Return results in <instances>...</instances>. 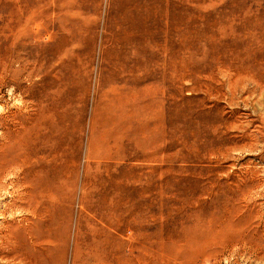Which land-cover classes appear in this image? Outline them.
I'll return each mask as SVG.
<instances>
[{"label": "rangeland", "instance_id": "rangeland-1", "mask_svg": "<svg viewBox=\"0 0 264 264\" xmlns=\"http://www.w3.org/2000/svg\"><path fill=\"white\" fill-rule=\"evenodd\" d=\"M7 47L59 72V192L0 176L5 254L28 225L44 264H264V0H0Z\"/></svg>", "mask_w": 264, "mask_h": 264}, {"label": "bare ground", "instance_id": "bare-ground-1", "mask_svg": "<svg viewBox=\"0 0 264 264\" xmlns=\"http://www.w3.org/2000/svg\"><path fill=\"white\" fill-rule=\"evenodd\" d=\"M16 45L18 52L27 48L25 43ZM8 48L0 49V101L4 102L7 89L10 96L20 91L22 102L16 113L3 112L0 107V176L16 167L19 169V190L10 195L17 200H29V207L24 210L27 214H35L39 202L53 200L59 192V72L57 69L45 71L43 76L34 80L33 76L38 75L40 70L30 67L25 53L9 57ZM51 51L57 57L58 52ZM14 63L18 64L17 68L13 67ZM0 106L8 108L7 105ZM20 227L23 238L20 235L21 240H17L8 230L6 235L12 240L9 238L6 242L3 239L2 243L9 253L5 254L1 245L0 253L9 258L18 255L22 264H44L43 258L48 249L43 246L46 240L40 235L42 232L33 233L28 225ZM27 236L31 239L30 245L26 242Z\"/></svg>", "mask_w": 264, "mask_h": 264}]
</instances>
